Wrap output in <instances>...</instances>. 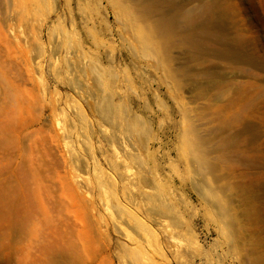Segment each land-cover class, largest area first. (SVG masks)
Here are the masks:
<instances>
[{
	"label": "rangeland",
	"instance_id": "obj_1",
	"mask_svg": "<svg viewBox=\"0 0 264 264\" xmlns=\"http://www.w3.org/2000/svg\"><path fill=\"white\" fill-rule=\"evenodd\" d=\"M211 2L0 0V103L39 104L0 111L15 125L39 120L32 129L43 125L48 135L72 132L47 161L64 184L72 187L73 176L87 183L81 197L102 219L87 250L104 264H264V0H221L226 44L206 28L194 49L204 33L184 14ZM70 154L89 165L72 170ZM92 159L110 197L153 234L146 253L97 204ZM49 194V222L27 241L13 228L23 207L14 196L2 201L0 264L83 256L85 230L65 198Z\"/></svg>",
	"mask_w": 264,
	"mask_h": 264
},
{
	"label": "bare ground",
	"instance_id": "obj_2",
	"mask_svg": "<svg viewBox=\"0 0 264 264\" xmlns=\"http://www.w3.org/2000/svg\"><path fill=\"white\" fill-rule=\"evenodd\" d=\"M195 13L191 10L190 13L187 12V14H184L186 15L185 20L190 30L195 28L198 30L197 32H199V30L202 31L208 28L209 30L205 32H210L211 30L208 35H211V33L215 34V37L219 40L218 43L225 45L226 39L222 37L223 34L221 35V23L227 20L229 15L226 8L224 9L221 7V0H212L210 5L204 6L201 12H197L199 14ZM208 35L205 33L204 35L199 34V37L202 39L200 41L197 40V38L192 39L193 48L196 49L201 43L204 44L207 40L205 36ZM236 44L241 45V39H237ZM21 52L28 58L26 51ZM227 55L234 56L246 62H252L250 57L234 51L227 52ZM23 105L31 108L39 104L31 100L21 103V101L10 99L0 103V110H2V107L10 108L9 110H11V108H19ZM40 106L43 110V105ZM76 117L78 121L81 120L80 115L77 114ZM36 124L39 125L41 123L39 120H31L15 125L10 120L8 114H2V112L0 114V204H2L4 199L14 196L15 201L23 207V211H16L13 228L16 227L15 231L17 230L18 233L23 235L21 239L27 241L31 238L35 227L42 226L44 220L49 222V220H46L44 213L47 211V205L50 200L49 191L54 188L55 192L60 194L61 199H63V197L65 198L74 215V220L81 224L86 233L87 240H84L81 248V254H83V256L79 258L76 264H93L99 262L104 264L107 260L106 258L98 261L97 251L90 253L87 250V246L95 242L91 234L93 232L97 233L102 221L93 211L94 201L87 203L84 198L81 197L82 189L85 188L86 190L87 183H82L78 176H73L71 178L72 187L64 184L60 177L55 178L51 176V170H54L53 164L47 161V157L51 155L50 151L52 147L55 146L58 141H60L65 148L69 147L72 132L63 131L62 128L59 135L53 134L52 131V135H48L45 134L47 129L45 130L43 125H40L37 129H32ZM74 134L78 139L83 137V134L78 131H75ZM113 153L118 155L117 149L113 148ZM69 162V167L72 170H75L78 166L87 167L89 165V163L82 161L77 154H70ZM91 167L93 170V179L89 184L97 190V204H100L104 210H108L105 212L109 214L112 226L117 230H121L122 235L130 238L136 249L142 253H146L145 244L151 245V243L155 241L153 234L148 230V227L137 218L135 211L120 205L115 198L110 197L105 187L103 173L100 171L94 159H92ZM81 184H83V186H81ZM73 187H76V190H74ZM76 197L79 198V201L76 200ZM127 200L128 202H132L131 197L127 198ZM111 204L116 207V212L109 211ZM156 222L159 226H165V221L163 219ZM124 226L134 229L138 239L134 240L135 238L129 237V233L126 230L127 228H123ZM89 234L90 237H88ZM20 241L21 240H19V242ZM0 257L3 256L0 254ZM63 259L67 261L68 264H75L74 258L69 252L63 253Z\"/></svg>",
	"mask_w": 264,
	"mask_h": 264
}]
</instances>
